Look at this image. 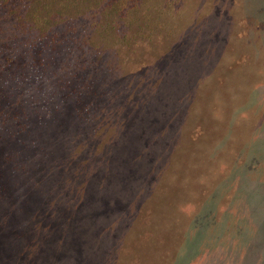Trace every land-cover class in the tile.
I'll list each match as a JSON object with an SVG mask.
<instances>
[{"label": "rangeland", "instance_id": "374dc122", "mask_svg": "<svg viewBox=\"0 0 264 264\" xmlns=\"http://www.w3.org/2000/svg\"><path fill=\"white\" fill-rule=\"evenodd\" d=\"M178 7L148 39L113 50L93 39L106 56L94 77L79 74L90 80L77 102L65 98L63 73L22 95L39 119L5 148L38 135L49 154L53 141L85 135L64 158L90 161L77 196L88 186L104 205L90 216L101 233L36 220L41 238L0 264L27 263L50 234L43 264H264V0ZM96 161L108 179L91 188Z\"/></svg>", "mask_w": 264, "mask_h": 264}, {"label": "trees", "instance_id": "16d2710c", "mask_svg": "<svg viewBox=\"0 0 264 264\" xmlns=\"http://www.w3.org/2000/svg\"><path fill=\"white\" fill-rule=\"evenodd\" d=\"M178 1L0 0V204L5 205L0 209V257L5 261L40 236L42 229H36V220L37 225L51 231L73 225L74 219L79 224L91 222L90 231L99 237L100 226L90 216L94 210L103 213L100 209L104 206L87 194L88 186L77 196L78 184L88 181L84 167L90 161L79 162L84 153L77 161L64 158L67 147L84 140L85 135L74 132L71 138L53 141L54 146H50L55 150L49 154L46 144H39L38 135L33 141L32 137L23 141L20 150L5 148L16 138L29 136V117L39 119L37 107L26 111L22 95L37 92L44 74L49 73L59 83L55 75L63 73L60 80L66 79L65 98L72 104L77 102L76 96L83 94L90 80L79 74L89 72L92 78L103 66L106 55L99 44L105 42L113 50L125 47L127 38L148 39L167 13L168 17L177 14ZM74 82L80 85L75 83L74 87ZM36 98L32 104L38 103L40 95ZM80 112V108L73 111L74 115ZM93 166L91 188L108 179L109 172L102 171L98 161ZM12 174L19 176L20 182L12 179ZM17 195L21 201L16 205ZM51 237H44L42 245L22 255L28 264H43L45 245ZM5 241L10 247L3 252ZM55 243L49 241L48 246L53 248Z\"/></svg>", "mask_w": 264, "mask_h": 264}]
</instances>
